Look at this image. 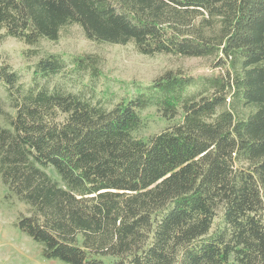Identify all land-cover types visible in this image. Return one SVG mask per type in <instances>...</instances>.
<instances>
[{
	"label": "trees",
	"instance_id": "1",
	"mask_svg": "<svg viewBox=\"0 0 264 264\" xmlns=\"http://www.w3.org/2000/svg\"><path fill=\"white\" fill-rule=\"evenodd\" d=\"M72 25L219 72H168L109 109L54 79L96 77L93 56L43 57L28 84L1 61L15 113L0 177L29 207L21 232L63 264H264V0H0V43L37 47ZM151 106L182 120L146 142Z\"/></svg>",
	"mask_w": 264,
	"mask_h": 264
},
{
	"label": "rangeland",
	"instance_id": "2",
	"mask_svg": "<svg viewBox=\"0 0 264 264\" xmlns=\"http://www.w3.org/2000/svg\"><path fill=\"white\" fill-rule=\"evenodd\" d=\"M29 50H36L37 55L31 56ZM48 55L62 56L69 64L74 58H96V77L78 74L59 75L54 79L69 91L92 94L94 102H102L109 109L145 93L168 72L190 76L219 72V69L212 68V59L165 54L146 56L139 54L131 43L118 45L91 41L77 25L63 28L57 41L42 40L37 47H28L13 38L0 43V62L19 72L22 82L27 84L36 63ZM14 113L5 86L0 82V127H6L8 115ZM181 116L180 112L174 118H166L156 107H148L140 112L142 127L135 132V136L150 142L156 135L178 124ZM48 172L56 177L53 171ZM7 194L0 177V264H63L58 260L44 259L40 245L21 232L16 223L22 214H28L29 207L16 199H8Z\"/></svg>",
	"mask_w": 264,
	"mask_h": 264
}]
</instances>
